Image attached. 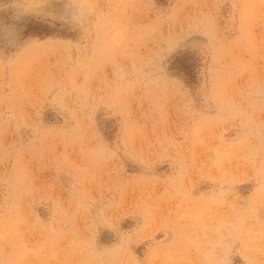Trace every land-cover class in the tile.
Returning a JSON list of instances; mask_svg holds the SVG:
<instances>
[{
  "label": "rangeland",
  "instance_id": "obj_1",
  "mask_svg": "<svg viewBox=\"0 0 264 264\" xmlns=\"http://www.w3.org/2000/svg\"><path fill=\"white\" fill-rule=\"evenodd\" d=\"M0 264H264V0H0Z\"/></svg>",
  "mask_w": 264,
  "mask_h": 264
}]
</instances>
